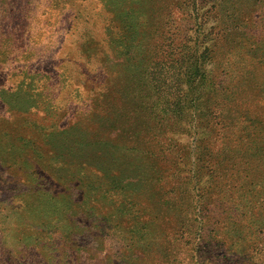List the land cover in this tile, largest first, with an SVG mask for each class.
Segmentation results:
<instances>
[{"label": "rangeland", "instance_id": "1", "mask_svg": "<svg viewBox=\"0 0 264 264\" xmlns=\"http://www.w3.org/2000/svg\"><path fill=\"white\" fill-rule=\"evenodd\" d=\"M0 264H264V0H0Z\"/></svg>", "mask_w": 264, "mask_h": 264}, {"label": "trees", "instance_id": "2", "mask_svg": "<svg viewBox=\"0 0 264 264\" xmlns=\"http://www.w3.org/2000/svg\"><path fill=\"white\" fill-rule=\"evenodd\" d=\"M170 40V39H169ZM172 41L170 40V41H168V42H166L165 44L166 45H170V43H171ZM182 43H184L182 46H187L186 44L188 43V37H187V39L186 40H183L182 41ZM184 59H185V55H184V52H183V48H182V57H181V61H180V64L182 63L183 64V62H184ZM158 69H160V70H162L163 68L162 67H158L157 69L156 68H154L153 70H152V82L153 83H156L157 85H156V87L158 88V89H162L163 88V85L162 84H166V78H165V75H163L164 73H163V71L161 72L160 70H158ZM112 98V100L110 99L108 102L109 103H112V101L114 100V98L113 97H111ZM116 107V106H115ZM118 109H120V106L118 107Z\"/></svg>", "mask_w": 264, "mask_h": 264}]
</instances>
